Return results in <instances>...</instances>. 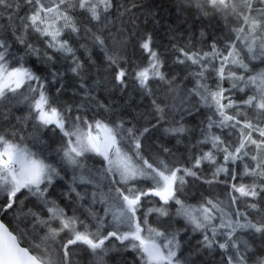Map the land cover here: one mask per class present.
Returning <instances> with one entry per match:
<instances>
[{"label": "snow or ice", "instance_id": "snow-or-ice-1", "mask_svg": "<svg viewBox=\"0 0 264 264\" xmlns=\"http://www.w3.org/2000/svg\"><path fill=\"white\" fill-rule=\"evenodd\" d=\"M0 264H264V0H0Z\"/></svg>", "mask_w": 264, "mask_h": 264}, {"label": "trees", "instance_id": "trees-1", "mask_svg": "<svg viewBox=\"0 0 264 264\" xmlns=\"http://www.w3.org/2000/svg\"><path fill=\"white\" fill-rule=\"evenodd\" d=\"M162 2L167 3V0H155V3L157 4L162 3Z\"/></svg>", "mask_w": 264, "mask_h": 264}]
</instances>
